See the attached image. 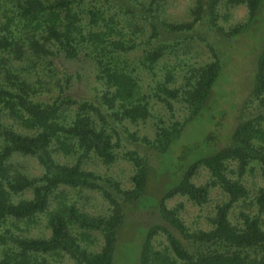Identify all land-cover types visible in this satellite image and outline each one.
Segmentation results:
<instances>
[{"label":"trees","instance_id":"trees-1","mask_svg":"<svg viewBox=\"0 0 264 264\" xmlns=\"http://www.w3.org/2000/svg\"><path fill=\"white\" fill-rule=\"evenodd\" d=\"M133 1L121 15L132 14L135 25L112 13L113 0H0V264H120L127 240L122 231L131 213L139 221L137 239H131L135 264H264V186L253 196L244 183L256 167L264 175V45L244 103V110L256 112L219 136L209 154L155 199L147 194L149 179L163 176L155 172L152 155L173 154L196 119L214 124L213 93L223 65L208 44L213 59L199 65L187 58L162 65L167 45L145 49L137 63L124 57L137 48L147 25L146 43L162 32L192 31L205 17L230 39L255 19L264 0H225L228 8L242 5L248 12L246 22L229 31L219 23V0H194L192 19L180 23L168 21V0ZM66 62H85L95 72L102 84L97 103L74 98L73 74L56 78ZM144 76L150 80L147 91ZM155 103L167 118L153 113ZM150 119L153 139L130 135L146 151L121 156L134 168L130 188L86 168L92 159L114 166L122 147L118 128L126 132V123ZM27 158L35 160L39 172ZM201 168L210 180L198 185L194 178ZM216 188L227 198L208 217L207 229L186 224L184 203L168 205L184 197L202 207ZM84 192L99 193L107 213H92ZM248 200L251 205L231 218ZM139 210L151 221H140Z\"/></svg>","mask_w":264,"mask_h":264},{"label":"rangeland","instance_id":"rangeland-1","mask_svg":"<svg viewBox=\"0 0 264 264\" xmlns=\"http://www.w3.org/2000/svg\"><path fill=\"white\" fill-rule=\"evenodd\" d=\"M113 1L112 13H117L119 15L118 17L131 19L134 25L138 22L137 19H133L132 14L121 15L130 10L128 6L130 7V5L134 3L133 0ZM194 4V0H168V8L166 11L168 21L176 23L190 21L192 19L191 10L194 8ZM218 9L220 14L219 23L221 26H224L223 29L226 31H229L232 26L244 23L247 20L248 12L245 6L241 5L228 8L225 5V0H219ZM137 13L139 15V12ZM223 16H225L226 19H224ZM124 25V29L126 30L128 27H126V23H124ZM145 28L146 31L144 36L139 38L140 43L137 48L124 56L131 64L139 61L145 49L150 50L156 45H167L169 47L166 56L160 61L162 65L167 66L168 63L175 64L179 58L189 59L190 64H204L213 59V54L206 45L208 44L215 49L223 65L222 75L219 80L220 83L218 82L219 85H217L213 93L212 108H214L217 113L214 117V124L207 125L209 121L204 122L198 118L195 120V125L190 124V129L184 139L175 145L177 148L173 154L160 158L157 155H152V165L156 170L155 172L163 176L160 180L154 177L149 179L147 194L155 199L162 194L163 187L166 189L175 184L180 178L179 175H181L194 161L209 154L213 149L212 146L214 147V145L221 140L219 136L224 137V135L229 133L241 119L250 117L256 112L255 108L244 110V103L249 99L251 93L252 76L255 68L254 62H256L257 55L264 45V2L260 9V13L255 19L248 23L239 35L233 36L230 39H226L220 33L216 32L213 27H210L206 17L199 22L192 31L181 35H167L165 32H162L161 35L157 37V40L153 41L154 44L153 42L146 43L151 34V27L147 25ZM175 43H180V45L177 46V50H174ZM174 54L179 55V57L176 55L174 56ZM67 71L73 74V86L70 91L74 98L88 99L96 103L100 100L102 84L96 80L95 72H93L88 64L85 62H66L65 66L58 67L56 78L63 81L64 76L68 74ZM144 78V87L147 91V85L150 80L145 76ZM178 80H181V78H178ZM50 85L52 90L55 89L53 83ZM153 105V113L155 115L167 118V112L161 105L156 103ZM212 114L213 113L209 114L210 117ZM153 121L154 120L150 119L147 123H126V132L124 131L125 129L118 128L122 147L118 151L119 160L114 166L107 168L97 159H92L86 165V168L102 175H110L121 181L125 188H130L132 186L130 179L134 174V168L131 163L124 160L121 156L123 152L128 150H136L141 154L146 151L147 146L140 141L134 140L130 135L135 134L141 138L148 136L153 139ZM205 139H208V141ZM205 142L209 143V145H206ZM24 160H26L25 162L28 165L32 166L35 172H39L35 160L31 158ZM209 180L210 173L205 168H201L194 178V182L198 185L205 184ZM244 183L250 190L251 195L254 196L255 192L260 187L264 186L262 169L256 167L253 172L248 173L244 177ZM84 196L89 197V208L92 213H107L108 204L99 193L84 192ZM226 198L227 196L224 192L216 188L211 193V201L202 207L193 205L184 197H176L169 200L168 205L174 206L177 203H184L185 207L181 211V217L186 224L193 229H207L209 228L208 217L213 214L216 205L222 203ZM141 205L143 206L144 204ZM240 205L238 204L232 211L231 218H234L242 207H249L251 205L250 200H248L246 204L241 203ZM135 209L137 210V208ZM137 213V218L140 221H142V218L145 222L151 221L147 211L144 212L139 210ZM135 216L136 215L133 213L130 214L128 217L130 220L129 225L126 226V230L122 231L124 238H127V240L121 249L123 254L120 264H135V240H131L132 238L137 239L136 233L139 232V227L136 223L139 221L133 220ZM124 238L123 240H125Z\"/></svg>","mask_w":264,"mask_h":264}]
</instances>
